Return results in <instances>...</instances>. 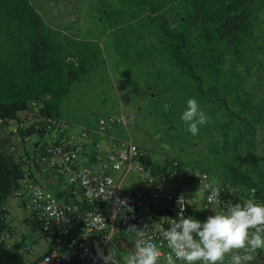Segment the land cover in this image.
Wrapping results in <instances>:
<instances>
[{
	"label": "trees",
	"instance_id": "1",
	"mask_svg": "<svg viewBox=\"0 0 264 264\" xmlns=\"http://www.w3.org/2000/svg\"><path fill=\"white\" fill-rule=\"evenodd\" d=\"M131 1L139 8V16L152 24L145 29L152 58L167 73L193 81L198 94L193 98L209 117V123L196 136L185 131L178 115L165 117L159 131L179 147L182 141L190 146L206 140L212 159L197 163L200 171L212 180L220 178L235 190V203L250 189H255L259 203H264V147L258 148L264 137V92L260 97H245L241 86L244 73L259 61L256 46L264 39V0ZM0 5L14 6L19 37L18 44L9 50L0 42V126L26 111L31 101L43 103L45 108L40 112L44 116L57 118L61 101L72 89L81 88L89 71V56L81 49L72 51L63 45L26 0H0ZM217 83L240 86V94L219 97ZM166 103L157 109L164 116L183 109L179 98L170 96ZM261 141L264 143V139ZM174 160L186 167L180 159ZM141 163L157 173L169 169L172 161L156 165L143 157ZM24 167L23 162L11 163L7 153L0 152V233L8 228L4 206ZM21 247V242L9 249L0 243V264H24Z\"/></svg>",
	"mask_w": 264,
	"mask_h": 264
},
{
	"label": "rangeland",
	"instance_id": "2",
	"mask_svg": "<svg viewBox=\"0 0 264 264\" xmlns=\"http://www.w3.org/2000/svg\"><path fill=\"white\" fill-rule=\"evenodd\" d=\"M26 2L45 28L54 32L63 45L72 51L81 49L87 57L89 56V71L79 86L81 88L72 89L61 101L57 116L59 120L72 125L76 131L95 130L98 128L99 119L121 114L129 123L123 126L124 133L130 136L150 162L157 165L178 158L189 170L200 171L197 163L211 161L212 154L208 148L210 145L206 140L199 143L195 141V144L190 146L182 141L179 147L169 141L170 137L159 131L165 117L178 115L180 119V114L186 106L185 102L189 98L198 97V94L193 81L183 75L173 76L170 72L167 73L159 61L152 58L151 40L145 30L152 24L145 16H139V8L131 0ZM12 8L0 5V42L8 50L11 45L18 44L19 38L17 20ZM139 35H142L141 40L135 43ZM258 42L256 47L259 61L251 65L248 73H244L241 83L245 97H260L264 92V39ZM215 91L219 97H236V93L240 94V86L238 88L235 84H228L226 87L217 83ZM149 93L153 95L152 98L148 97ZM170 96L179 98L183 109L180 113H166L164 116L161 109H157L160 105L167 104ZM262 139L264 137L258 142L260 149L264 147ZM164 145L168 147L164 148ZM91 151L90 146L85 147V159L90 156ZM146 171L151 172V166H146ZM211 181L218 186L224 184L220 178ZM124 187L127 190L142 191L144 211L148 216L153 213L149 200L150 188L144 176L130 174ZM230 189L233 190L231 187ZM167 190H173L172 185L168 186ZM181 191L187 192L190 210H199L202 197L197 193L198 190L186 187ZM6 208L7 226L13 234L10 239L16 237L15 240L21 242L24 249L30 245L29 253L24 256V264H32L45 251V243L38 237L41 234L38 224L34 223V226L30 227L27 223L29 213L18 209V205L16 212H12L8 204ZM115 241L118 242L119 238ZM124 243L125 240L118 244L112 243L109 247L114 260L119 261L120 257L132 250H124L125 253L117 258L119 249L125 248Z\"/></svg>",
	"mask_w": 264,
	"mask_h": 264
},
{
	"label": "built area",
	"instance_id": "3",
	"mask_svg": "<svg viewBox=\"0 0 264 264\" xmlns=\"http://www.w3.org/2000/svg\"><path fill=\"white\" fill-rule=\"evenodd\" d=\"M37 112L38 109L29 113L26 121L32 122L36 117L39 119ZM127 124L123 115L100 119L98 129L91 135L99 140L114 125L123 127ZM51 127L52 142L46 144L37 157L28 156L24 159L30 162L34 159L38 171L42 174L57 173L62 176L72 201L57 200L32 178L28 170L24 172L18 182V188L12 194V197L22 199L24 210L37 220L41 233L50 244L49 251L37 264H103L102 256L114 234H129L126 230L130 225L138 228L148 225L142 212L141 194L126 195L121 192L122 183L130 172L140 174L144 171L143 165L137 162L141 154L129 137L122 140L110 138L111 144L105 155L102 154L98 141L94 143L95 153L91 159L85 164H80L78 157L83 147L91 143L90 133L85 130L78 133L68 131L62 121L50 122L47 129ZM172 177L177 180L184 178V171L176 162L172 163L165 173L156 177L147 176V182L152 186V199L161 202L160 210L165 214L162 218H174L179 211L177 199L182 195L166 194L164 189ZM208 182L205 173H194L189 177V183L195 188H204ZM223 192L220 194L222 203L219 209L203 201L202 214L205 217L212 212L226 210L234 203L233 199ZM38 193H43V198ZM251 195H254L253 190ZM117 197L127 200L134 211L129 212L118 205ZM183 202L187 204L184 214L189 216L188 200L185 198ZM98 215L103 220L97 219ZM162 218L156 221L153 229L147 228L145 238H152L156 242L163 239L159 226L162 224L163 228H167L169 222ZM9 239V233L0 234V242L7 247L11 245ZM166 251L165 246L162 252ZM253 261L264 263V250H258Z\"/></svg>",
	"mask_w": 264,
	"mask_h": 264
},
{
	"label": "clouds",
	"instance_id": "4",
	"mask_svg": "<svg viewBox=\"0 0 264 264\" xmlns=\"http://www.w3.org/2000/svg\"><path fill=\"white\" fill-rule=\"evenodd\" d=\"M148 88L149 86L146 87V89ZM152 96H153L152 94L150 93L148 94V97L152 98ZM28 104H29L28 109L20 113L16 119L5 120L3 121L4 125H1L2 127L9 126L14 128V133H13L14 136L11 137L12 139L9 140L11 143L6 148L7 152L15 151L16 146H23L26 144L29 145L30 144L29 142L32 140H36L35 142L38 143V145H40L36 153L31 152L29 154L27 153L19 156L20 163L23 162L25 164L23 174L25 171L29 169V167L32 164L36 166L34 159L33 161L30 162L27 161V159H24V157H28V156H33L34 158L37 157L41 153L43 147L46 144L52 142V139L50 137V134L52 132V127L50 129H47V126L52 121L53 122L61 121L58 118L44 116L40 112V110L45 108L42 102L31 101ZM185 105L186 106L184 110L180 114V120L183 122L185 126V131L191 134L192 136H196L198 135L200 128L206 125L207 123H209V117L201 109L199 102L196 98H189L185 102ZM36 109H38L37 114L40 116V118L39 119L38 117H36L35 119L33 118L32 122L26 121L28 114L33 111L35 112ZM119 115L121 114L115 116H108V117H117ZM101 119H105V118H101ZM62 122L65 123L64 121ZM65 124L68 128L67 129L68 131H73L75 133L79 132L76 131L72 125L67 123ZM30 129H32V132H30ZM97 129L85 130L88 133H90L91 143H87L83 147L82 153H80L78 157V162L80 164H85L91 159V156L95 153L94 143L98 141L100 142L102 154L105 155L111 144L110 138H114L117 140L126 139L128 137L130 138L129 135H126L124 133L123 127L114 125L112 129L108 131L104 137L100 138L99 140H96L95 137L91 135V133L93 131H96ZM113 131H115L116 133H113ZM46 138L48 139V141H46ZM106 139H108L109 142L107 144H104L103 142ZM131 141L136 146L135 142L132 139ZM86 146H90L92 148V151L90 153V156L85 159L84 149ZM163 147L167 148L168 145H164ZM136 148L138 149L139 154H141V158H139L137 162L143 165L141 163V159H143L144 155L137 146ZM174 162L178 164L177 161L173 160L172 163ZM172 163L170 164L169 169L171 168ZM143 167H144V171L142 173L139 174L133 171L130 172V174L135 173L139 176L145 177V182L147 186H149L150 188L149 200L151 202L150 208H152L153 211L152 214L154 215L152 216L153 222H148L147 220L148 218H151V215L149 216L146 215V212L144 211V195L142 191L136 189L127 190L126 187H124L125 181L128 179L130 175L129 174L122 183L121 192L126 195L128 194L132 195L135 193L141 194L142 204H143L142 212L149 226L145 224L143 228H138L135 225H130L126 230V232L129 234L126 233L114 234L110 238L104 256H102L103 264H251V262L255 258L256 252L258 250H264V203H259V199L257 198V193L255 189H250L246 193V196L243 199L240 198L241 201L235 203L234 201L235 190H231L229 185L223 184L221 186H218L213 181H211L209 175L206 172L204 171L192 172L187 167H183L179 165L180 169H183L184 171V178L181 180H177L175 177H172L169 179L168 183L164 186L166 194L182 195L177 199V205H179V211L176 213V216L174 218H162L165 216V214L160 210L161 202L154 201L152 199L151 196L152 186H150L149 183L147 182L148 181L147 176L156 177L160 173L167 172L169 169L162 172L152 173L146 171L145 165H143ZM194 173H205V179L206 180L209 179V182L204 185V188H199V187L195 188L189 183V177ZM170 185H172L173 190L168 192L167 187ZM186 187H191L194 190H198L197 193L201 195L202 203L199 210L197 211L190 210V203L188 198L186 197L187 192L181 191L183 189L185 190ZM16 188H18V185ZM251 190L254 191L253 196L251 195ZM221 191H224L223 193L229 196V198H232L234 203L231 204V206L227 207L226 210H220L215 213L211 211L212 214L205 217L202 214L203 201L205 200L207 205L219 209L222 203L220 199ZM206 192L207 195L205 196ZM12 194L9 197V199L15 198L12 197ZM38 194L41 196V198H43V193H38ZM185 198L188 200L189 216H185L184 214V209L187 205L186 203L183 202ZM117 204L123 206L129 212L134 211L131 208V206L128 204L127 200L120 199L119 197H117ZM4 207L6 211L5 224L7 225V216H8V209L6 208L7 204H5ZM117 211H119V208L117 209ZM191 212L194 214L195 217L197 218L200 217L201 220L193 217ZM29 216L31 217L33 222L36 223L35 218L30 213ZM96 218L103 220V218L100 215H98ZM159 218H162L163 220L169 222V226L167 228H163L162 224L159 226L160 229L162 230L163 239L160 240L159 242H156L152 238H145V231L147 230V228L153 229L154 224ZM3 232L9 233L10 236L13 235L8 228L3 230L1 233ZM133 235L135 241L133 242V247H131L132 250H130L124 256L120 257L121 259L119 261L114 260V257L110 252L106 255V253L110 251L109 247L111 246L112 243L118 244L119 242L125 239L124 237L133 236ZM40 236L44 240H46V238L42 233L40 234ZM15 238L16 237L9 239L11 244L9 247H7L4 244L7 249L12 248L13 245L19 242L16 241ZM117 238H119L118 242L115 241L117 240ZM95 239L96 238H94V240ZM46 242L48 241L46 240L45 243ZM94 242L97 243V241ZM48 245H49L48 249L44 251V253L39 258L37 257L38 259H35L32 262V264H37L41 260L42 256L49 251L50 244L48 243ZM165 246L167 248V251L162 252V249ZM29 248L30 245H27L25 249L22 245V247L20 248V253L25 256L26 253H29ZM124 250H128V249L125 248H123V250L119 249L117 258L120 256V254L125 253ZM258 264H264V263H258Z\"/></svg>",
	"mask_w": 264,
	"mask_h": 264
},
{
	"label": "crops",
	"instance_id": "5",
	"mask_svg": "<svg viewBox=\"0 0 264 264\" xmlns=\"http://www.w3.org/2000/svg\"><path fill=\"white\" fill-rule=\"evenodd\" d=\"M71 127V126H70ZM73 128V127H72ZM14 128L13 127H2L0 126V152L1 151H5L7 153V155L9 156V160L11 163H15L17 161H19V156L23 155V154H29L31 152H37V150L39 149L40 145H38V143H36V140H32L28 144L23 145V146H16V150L13 152H7L6 148L7 146L11 143L9 140L12 139L11 137L14 136ZM44 139V138H43ZM46 141H48V139L46 138ZM35 142V143H33ZM106 142V143H105ZM109 142L108 139H106L103 143L107 144ZM36 144V145H35ZM31 173L32 178H34V180L41 185L44 189H46L47 191L51 192L57 200L60 201H66V202H70L72 199L70 198V196L68 195L67 189L65 187V183L63 180V177L58 175L57 173H49V174H42L38 171V169L36 168L35 165H31L28 169ZM16 198H11L8 200V202L6 204H8V206L10 205V209L12 210V212H16L17 211V205H18V209L21 208L24 210V205H23V201L22 199H16ZM15 204H14V203ZM9 209V210H10ZM25 211V210H24ZM152 216H154L153 214H151V218H148V222H153V218ZM27 223L31 226H34V222L31 219V217L29 218V220L27 221ZM42 243H45L46 240H44L40 235L38 236ZM134 235L133 236H127L124 237L125 239V249H130L131 247H133V242L134 240ZM123 241V240H122ZM48 242L45 243L44 249L45 251L48 249ZM110 251H108L106 253V255L109 253ZM111 253V252H110ZM123 253V252H122Z\"/></svg>",
	"mask_w": 264,
	"mask_h": 264
}]
</instances>
